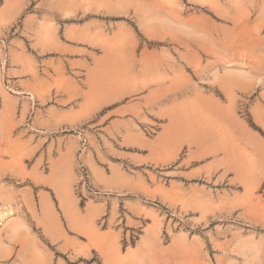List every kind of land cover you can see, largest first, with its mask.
<instances>
[{
	"label": "rangeland",
	"instance_id": "1",
	"mask_svg": "<svg viewBox=\"0 0 264 264\" xmlns=\"http://www.w3.org/2000/svg\"><path fill=\"white\" fill-rule=\"evenodd\" d=\"M71 39L116 58L111 82L135 64L138 89L81 114L10 73L24 51ZM183 73L258 137L223 136L180 165L189 149H169L167 93ZM227 75L254 90L225 95ZM263 87L264 0H0V236L19 220L93 264H264V134L251 112ZM49 208L54 236L39 217Z\"/></svg>",
	"mask_w": 264,
	"mask_h": 264
},
{
	"label": "crops",
	"instance_id": "2",
	"mask_svg": "<svg viewBox=\"0 0 264 264\" xmlns=\"http://www.w3.org/2000/svg\"><path fill=\"white\" fill-rule=\"evenodd\" d=\"M39 50L36 53L24 51L22 65L10 67L9 71L15 77L22 75L24 90L29 94H42L48 99L51 95L54 100L72 106L68 110L73 109L81 114L94 112L118 101L132 89H138V68L135 64L128 65L127 71L122 66L118 68L120 73L114 76L111 82L106 78V72L113 67L110 64L106 66L105 62L116 58L108 54L96 55L90 44L75 43L72 39L56 40L49 52L45 51L43 54L44 52ZM64 69L66 72L62 73ZM228 76L231 79H226L227 83L222 90L225 95L233 98L240 93L254 90L251 76L241 80L233 78L232 75ZM215 81L223 82V79L217 77ZM167 102L169 149L174 154L182 148L189 149L180 162L183 167H187L207 151L228 145L224 143L223 136L232 138L233 144L236 143L234 140L244 144L250 142L251 136L258 137L256 131L250 128L245 120L241 118L225 120L223 114L230 113L232 105L224 103L222 96L213 89H207L194 77L188 78L186 73L182 74V78L180 75L173 78L168 89ZM251 112L256 120H261L264 134V87L252 104ZM224 123L232 126L231 130L228 129L225 133ZM259 141L264 152V135ZM261 172L262 169L259 167L256 173ZM49 214L52 216L43 211L39 217L42 215L48 220L51 232L49 234L54 236L50 224L54 222L53 216L56 213L49 208ZM20 223L22 226L18 237L12 236V229L8 237L3 233L0 236V243L3 242L1 249L5 251L4 258L0 255V264H93L89 261H80L78 256L57 254L58 248L55 249L54 240L43 239L36 232L25 229L22 222Z\"/></svg>",
	"mask_w": 264,
	"mask_h": 264
},
{
	"label": "bare ground",
	"instance_id": "3",
	"mask_svg": "<svg viewBox=\"0 0 264 264\" xmlns=\"http://www.w3.org/2000/svg\"><path fill=\"white\" fill-rule=\"evenodd\" d=\"M9 124V123H8ZM6 125V124H5ZM1 126H3V124H1ZM2 128H4V127H2ZM3 130V129H2ZM4 131V130H3ZM5 132V131H4ZM2 133V132H1ZM11 151V150H10ZM5 154V153H4ZM2 158V157H1ZM11 214V213H10ZM3 216H5V215H3ZM7 216H9V215H7ZM12 219V218H11ZM47 222V221H46ZM22 226V225H21ZM9 227V226H8ZM46 228H47V226H45ZM49 227V226H48ZM54 228V227H53ZM11 229L13 230L12 231V236H16V237H18L17 236V234H19L20 235V233H19V230H20V222H14V223H12V225H11ZM47 230V229H46ZM55 231V230H54ZM14 239V238H13ZM17 239V238H16ZM18 240V239H17ZM2 241V240H1ZM0 244H2V245H0V255L1 256H3L4 255V253H5V251H2V249H1V247L3 246V242L2 243H0ZM3 258H4V256H3Z\"/></svg>",
	"mask_w": 264,
	"mask_h": 264
}]
</instances>
